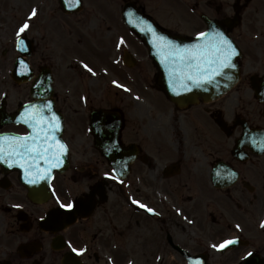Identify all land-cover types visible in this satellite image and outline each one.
Wrapping results in <instances>:
<instances>
[{"label": "flooded vegetation", "instance_id": "af4514ba", "mask_svg": "<svg viewBox=\"0 0 264 264\" xmlns=\"http://www.w3.org/2000/svg\"><path fill=\"white\" fill-rule=\"evenodd\" d=\"M33 2L0 0V50H10L11 27L25 22ZM194 10L200 19L193 34L186 35L204 32L201 17L206 14L244 51L238 84L219 100L176 107L169 121L139 126L130 123L112 99L108 101L112 96L106 90L88 91L89 104L82 112L88 122L98 108L122 115L119 143L132 157L128 173L122 179L113 174L94 147L89 124L66 128L71 165L66 182L57 180L56 187L69 186L68 201L74 183H80L77 196L92 200V206L73 224L54 232L56 225L40 220L57 206L55 197L35 204L27 199L16 173L6 176L7 183L0 172V264H62L65 258L73 264V248L86 249L82 255L76 252L79 264H189L188 255L202 256L195 264H241L250 250L264 255V139L256 133L264 132V0H194ZM108 19L114 25L103 36V48L110 60L121 29L115 16ZM32 22L36 33L32 67L37 76L45 64H53L41 50L40 40L45 39L40 37L41 17L36 15ZM10 64L9 52H1L2 76L7 71L9 77ZM95 92L100 93L97 100ZM55 100L59 104L60 96ZM61 102L66 109L68 101ZM79 121L85 123L83 117ZM244 134V145L235 152ZM72 145L82 147L81 167L74 160L78 149ZM234 238L242 245L224 252L212 247Z\"/></svg>", "mask_w": 264, "mask_h": 264}, {"label": "rangeland", "instance_id": "374dc122", "mask_svg": "<svg viewBox=\"0 0 264 264\" xmlns=\"http://www.w3.org/2000/svg\"><path fill=\"white\" fill-rule=\"evenodd\" d=\"M145 3L147 4V1L149 3L150 6H152L151 0H142L143 4ZM180 1V0H177ZM192 2V0H190ZM55 1L54 0H43L42 1V6L47 9L50 10L51 8H53V3ZM170 5L171 6H175V2L174 0H170ZM181 2V1H180ZM179 2V3H180ZM183 4L182 2L180 3V5ZM177 7V6H176ZM86 8H89L88 6ZM91 9V8H90ZM156 10L159 13H166L168 14V4H166L165 2H163L162 0H157L156 3ZM151 11L153 12V9H151ZM156 13V11H155ZM61 17L58 18V26L55 23L56 29L53 27L52 29V25L51 27L49 26V23L46 24V31L40 35V37H45L44 40H40V44H41V50L44 51V55L49 57L51 56L53 58V63L55 65L56 69V73L59 76L60 74L64 75L65 77H69V78H74L76 77V84H78V86L82 89V88H89L91 86H93L92 88H96V90L99 89L100 86H94V84L90 81V77L86 78L84 76V78L81 76V74L77 75V72H73L70 71L71 69H69V71H67V69L64 68V59H66L67 55L69 53L73 54H78L79 56L91 60V59H95V58H102L103 56H105V52L103 51L102 48V42L101 40L103 39V32L102 31H93L90 29H85L81 36L80 35V30H79V34H77L74 37H71L68 34V25L65 21H60ZM92 22H96V18L95 17H90L89 21ZM91 24V23H90ZM50 29H52L50 31ZM186 30H189V28L186 26L185 27ZM45 30V29H44ZM43 30V31H44ZM90 30V31H89ZM55 31H58L57 33ZM88 33L87 36H85V33ZM103 34V35H102ZM79 38V39H78ZM113 38V35H112ZM99 43L100 45L96 44ZM54 42V47L52 48L50 45ZM94 42L93 46L91 47V43ZM3 52V50H0V53ZM8 54V52H6V55ZM68 64V62H67ZM141 70V74L143 75L142 77L145 78L144 81H140L139 79H135L132 81H125L122 80L121 81V85H123V87H121L123 90H121V92H119V95H115L113 93V95H115V97H109L108 101L111 103V99L114 102V105H121L122 109L126 112L127 116H128V120L131 122H136L137 125L139 126V124L142 123H148L150 122L148 119H146L145 117H143L142 113H141V109L143 106V112L146 113L147 118L151 119V121H155L156 123H161L162 121H165V117L162 118H156V116L154 115V113H151L147 110L146 112V107L151 106V103L148 102L147 99H145L146 97H148L149 99L151 98V94L152 96H156L158 95L157 92L154 91H148L149 86L151 83H153L155 81V78L153 77V74L156 72L155 68L153 65H151L150 63H148L147 61H145V63L143 62L140 66H138V71ZM134 74V73H133ZM70 75V76H69ZM147 77V78H146ZM80 78L83 81H80ZM145 82V83H143ZM126 83V84H125ZM145 84L147 86H145ZM147 88V89H146ZM141 89H145V91H147V93H143L141 91ZM124 90H129L128 93L124 92ZM151 90V89H150ZM143 94V96H141V93ZM25 93V91L23 89H16L12 91L11 97L12 98H16L17 96H19L20 94ZM27 93V92H26ZM157 97V96H156ZM162 101H166L165 98L162 96L161 97ZM67 111L69 110V104L66 107ZM70 114V112H69ZM216 260H219V258L217 257Z\"/></svg>", "mask_w": 264, "mask_h": 264}, {"label": "water", "instance_id": "95a60500", "mask_svg": "<svg viewBox=\"0 0 264 264\" xmlns=\"http://www.w3.org/2000/svg\"><path fill=\"white\" fill-rule=\"evenodd\" d=\"M220 44H221V42L219 41L216 46L212 47V49H211V59L213 58L214 55H217L216 49L220 46ZM184 51H183L184 54L182 52V54L177 56L176 58L171 57V59H170L171 67L177 66L180 69V72H179L180 78L179 77H177L179 79L171 78V81L174 84H176V88H178V86H180V84H181V87L184 86V85H188L189 86L188 88H189L190 92L192 90H194L189 95H187V94L180 95L179 96V101L180 102H187V101H190V100H194L197 97L196 94H202V93H199V90H204L203 86L208 85V88L205 89V90L206 91H209V90L211 91V92L205 93V95H206L205 98H207V97H214V96L217 97V96H219L220 94L223 93V89H225V88H227V87H229L230 85L233 84V80H235V78H233V77H235V74H236V73H233V68L228 67L221 74L222 68H219L218 65H217L218 73H217L216 79H213L212 83L204 82L203 86L196 87L193 84L196 81L195 80V76H193V75L198 73L197 72V65H199V67H200V66H204L205 63H204V60L202 62L198 61L199 58L194 55V42L193 41H191L190 44L189 43L187 44V46L184 49ZM159 58H160V56H158V59ZM222 59H223V57H221V60ZM158 65H159V68L161 70V73L164 75L166 64L163 63V59H159ZM163 81L167 84L166 76L163 78ZM168 83L171 84L169 82V80H168ZM47 88H48V81L46 79H44V77H43V79L41 81V86H39V88H38V93L43 98L48 96V92H46ZM172 89H175V88H172ZM194 96H196V97H194ZM175 97H177V96H175ZM36 129H33V132H35ZM38 146H39V142L34 143V147H38ZM30 185H31V187L34 186V184H30Z\"/></svg>", "mask_w": 264, "mask_h": 264}, {"label": "snow or ice", "instance_id": "6c2138e0", "mask_svg": "<svg viewBox=\"0 0 264 264\" xmlns=\"http://www.w3.org/2000/svg\"><path fill=\"white\" fill-rule=\"evenodd\" d=\"M76 4L80 3V0H75ZM37 15V10L33 9L30 17H35ZM29 28V23L26 21L25 23H23L18 31H17V38L19 41V47L21 48V50H26L25 47V40L22 34L25 33V31ZM200 36H206V33H200ZM221 35L222 34H218ZM216 53L217 55H214L212 59H205L204 63L207 65V68H200L199 65H197V72L201 75L203 74H208L210 77L212 76L213 72L215 71V69L213 68V65H218L219 68H228V67H235L234 64L231 63V57L234 55H237L238 53L236 52L235 47L232 45V42L230 40H228L226 37H224L221 41L220 46L216 49ZM221 57H223V59L221 60ZM85 69L88 70V72L92 73L93 75H95L93 69L91 67H89L87 64L83 65ZM208 83H212V79L210 78L208 80ZM121 87H123V85H121ZM64 145H61V148H64ZM0 159H4L3 156H0ZM5 162L7 163L8 161L5 160ZM23 167V165H21ZM53 166H58V165H53ZM41 179H47V176H42ZM29 183H37V181L35 180H30ZM134 203H139L138 201H134ZM142 207H146L145 205H141ZM19 207V206H17ZM61 207L66 208V209H72L74 207L73 203H67V204H61ZM149 212H152L153 209L148 208L147 209ZM264 226V225H262ZM237 228H239L240 226L237 225ZM239 243V239L238 238H234V239H228L223 241L222 243H220L219 245L213 244L212 247L214 248H220V249H224L230 245L233 244H238ZM72 251L77 252L78 254H83L84 251H86V249H77V248H73ZM249 256L252 255V253H248Z\"/></svg>", "mask_w": 264, "mask_h": 264}]
</instances>
